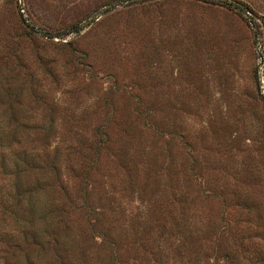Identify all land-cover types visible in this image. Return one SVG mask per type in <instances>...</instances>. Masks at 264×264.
<instances>
[{
  "label": "rangeland",
  "instance_id": "1",
  "mask_svg": "<svg viewBox=\"0 0 264 264\" xmlns=\"http://www.w3.org/2000/svg\"><path fill=\"white\" fill-rule=\"evenodd\" d=\"M28 262L264 264V0H0V264Z\"/></svg>",
  "mask_w": 264,
  "mask_h": 264
},
{
  "label": "trees",
  "instance_id": "2",
  "mask_svg": "<svg viewBox=\"0 0 264 264\" xmlns=\"http://www.w3.org/2000/svg\"><path fill=\"white\" fill-rule=\"evenodd\" d=\"M226 4H230V3H226ZM73 29L78 31L79 27H74ZM3 136L4 135H1L2 139L4 138ZM27 154L28 153L26 151L25 152L22 151L21 152L22 156H20V154H19V156L17 155V157L15 158V161H14L13 164L15 166H18L19 165L18 161H19L20 158H22V159H20V163L23 162L26 165H29V162L25 161V159L27 157H30ZM47 187H49V185L43 186V187H38L40 193L42 192L41 195H44V193L46 192V188ZM59 187L61 189H63V185L62 184L59 185ZM32 191H33L34 194H32ZM15 194L17 195V203H15L16 205H18L17 207H19L20 205L26 206V207H32L34 205V202H35L34 201L35 200L34 197L36 196L35 189H26V190H23V191H16ZM24 194H26V196H24ZM35 198H36V200H38V198H40V194H38L37 197H35ZM56 206L57 205L56 204L54 205V203H52L50 201V199H49V200L46 201V208H42L41 207V211H40L41 213H39V219H42L44 221V223L46 224L45 227L43 228V233H44L43 240L40 239V237H39V240L37 242L38 246L40 247V251L41 252L42 251L45 252V251H47L49 249L54 251L55 247H56V244L59 243L58 242V236L62 234V233H59V231H58V233L54 231V230L58 229V219H57L58 215H57V213L59 212V210H61L60 207H56ZM3 208H4L3 209L4 212H11L10 211V206H6V207L4 206ZM47 217H48V219H46ZM23 219H24V217H21L20 219L17 220L16 223H18L20 220H23ZM45 219H46V222H45ZM49 221H50V223H49ZM35 238H37V237H35ZM26 241H27V239H26ZM64 246L66 248L65 244H64ZM53 253H56V251L53 252ZM56 258H57V261L60 262L59 259L65 258V257H62L60 255L58 257V255H57ZM27 260H28V258H27ZM27 264H32V262H30V263L28 262ZM68 264H69V262H68Z\"/></svg>",
  "mask_w": 264,
  "mask_h": 264
}]
</instances>
